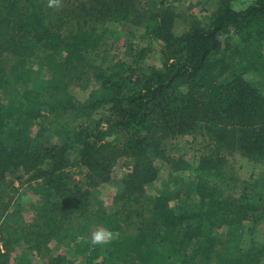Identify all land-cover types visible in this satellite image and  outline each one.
<instances>
[{"label":"trees","instance_id":"trees-1","mask_svg":"<svg viewBox=\"0 0 264 264\" xmlns=\"http://www.w3.org/2000/svg\"><path fill=\"white\" fill-rule=\"evenodd\" d=\"M206 1L211 13L177 32L167 0H0V90L14 85L10 106L0 93V264H19L20 247L28 264L29 251L43 264H263L264 241L213 231L264 221V171L241 180L224 154L264 164V92L247 77H264V0ZM109 22L141 26L160 65L145 62L151 45L126 42L120 56ZM73 85L93 88L79 103ZM95 111L93 126L79 122ZM193 133L212 149L193 169L197 199H152L167 140ZM76 148L82 179L70 169ZM120 163L131 168L117 179ZM16 178L42 199L31 221L13 200ZM111 182L113 210L98 192ZM95 229L112 238L93 244ZM72 240L79 263L53 252Z\"/></svg>","mask_w":264,"mask_h":264},{"label":"rangeland","instance_id":"rangeland-1","mask_svg":"<svg viewBox=\"0 0 264 264\" xmlns=\"http://www.w3.org/2000/svg\"><path fill=\"white\" fill-rule=\"evenodd\" d=\"M147 3L149 0H143ZM161 0H151V3H159ZM172 1L176 11L179 14V18L177 19L176 30L177 32H182L186 29L185 20L190 16H198L201 18H205L211 11L212 4L207 2L206 0H167V2ZM150 3V4H151ZM148 5L147 7H150ZM105 29H113L117 32V37L115 41H117V53L120 56H124V43H132L135 47H146L151 45L153 48L152 51L147 52V56L145 62L152 65H160V57H159V45L157 43L150 42L148 37L144 35V29L141 26L135 27L132 24H123L121 22H109L107 23ZM124 58V57H123ZM125 59H128V56H125ZM144 62V63H145ZM37 74L43 78H48L51 70L41 65L36 64ZM247 77L254 81V83L259 86L264 92V77L259 75L258 73H249ZM46 80V79H45ZM14 85L7 87L6 89H1L0 93L3 95L4 102L7 105H11L10 98L7 97V90L13 89ZM93 86H87L86 88L73 85L71 87L72 92L75 94L77 98V102L82 103L85 101ZM102 117V111H95L88 120H84L83 118L79 119V122L89 124L93 126L94 123L91 120H99ZM98 122V121H97ZM33 132L31 138L36 137L37 130L39 129V125L36 123L32 126ZM78 148L73 149L71 158L73 159V166L70 167L72 173L75 174L77 179H82L84 177V170L81 166L78 165ZM212 149L209 148L208 140L199 133L187 134L184 136H179L176 139H169L166 142V148L164 151V157H167L168 160L158 159L156 161L157 167L159 169V175L156 181L151 183L147 192L152 199L160 196L163 191H173L180 192L181 198L191 197L190 200L197 199V194L195 190V183L197 181V176L195 175L194 168L200 163L201 156L211 153ZM226 159L228 164L225 165L227 170L230 172L236 173V175L241 179H248L250 177H257L261 171H264V164L250 161L247 158L240 155L239 152H225ZM121 162H124L122 159ZM124 166L122 163L117 165V168L120 173L117 174V179H120L125 173V171L130 170V165L128 163ZM22 175V173H20ZM25 177V181H26ZM10 179V177H9ZM23 181V180H22ZM8 183L15 186L17 192L14 194V201L18 203V207L23 215L24 219L27 221H31L34 217L37 206L42 202V199L35 193L34 189L27 183H21V180L17 178L15 181L8 180ZM118 182L111 183H102L98 187V192L100 197L104 200L105 206L109 210H113L114 206H116V199L118 194ZM240 189V186H238ZM179 198V199H181ZM173 199L171 205L177 206L181 201ZM188 201V199H187ZM196 207V206H195ZM231 228L237 230L242 233L245 242L247 243L251 239H257L258 241H264V221L261 222L256 228L249 221L245 223V229L243 225L230 227L229 225H224L219 228L214 229V233L219 236L224 237L227 232L231 231ZM243 228V231H242ZM255 229V230H254ZM98 229H95V232ZM93 233L88 232L86 235L88 238H91ZM78 240H72L69 242H61V243H53V252L54 254L63 253L68 255L71 259L77 260V263L84 260L87 256L86 253L77 254L75 253ZM19 252V253H18ZM25 253V247H20L17 249L16 253H14L12 260L15 261V257L18 255L19 264H28L24 262V258L22 254ZM29 259L31 261L29 264H43L44 259L38 257L35 252L29 251ZM264 264V260H263Z\"/></svg>","mask_w":264,"mask_h":264},{"label":"clouds","instance_id":"clouds-1","mask_svg":"<svg viewBox=\"0 0 264 264\" xmlns=\"http://www.w3.org/2000/svg\"><path fill=\"white\" fill-rule=\"evenodd\" d=\"M112 238V234L104 229L97 230L92 235V243L93 244H104L110 241Z\"/></svg>","mask_w":264,"mask_h":264}]
</instances>
